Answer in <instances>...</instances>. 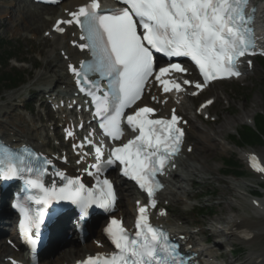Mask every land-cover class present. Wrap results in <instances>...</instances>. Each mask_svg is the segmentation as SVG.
I'll return each instance as SVG.
<instances>
[{"label": "snow or ice", "instance_id": "snow-or-ice-1", "mask_svg": "<svg viewBox=\"0 0 264 264\" xmlns=\"http://www.w3.org/2000/svg\"><path fill=\"white\" fill-rule=\"evenodd\" d=\"M118 2L123 6L102 10L99 0H90L78 10L69 12L70 19L57 21L55 31L62 34V25L73 24L81 30L80 40L85 43L73 44L81 51L86 50L91 59L81 61L79 67L70 63L68 70L79 91L91 97L93 116L103 135L113 141L121 140L124 135L121 125L125 122L138 134L126 143L111 147L107 157L104 145L95 141L94 131L81 143L73 144L74 150H80L77 163L90 154L83 151L85 146L94 152L95 162L85 169L95 180L91 187L81 178L66 176L56 169L50 158L27 149L17 152L0 144V179H21L32 193L13 206L23 216L20 230L33 252L38 241L33 238L32 230H39L44 222V209L50 203L69 202L82 216L87 215L93 205L105 211L112 210L116 193L113 184L102 176L117 163L122 166V175L135 181L147 193L150 206L155 208L154 196L162 187L157 176L164 174L166 165L183 144L182 121L175 109L170 118H154L156 110L149 106L136 107L127 115L126 110L143 98L150 81L158 84L164 93L183 91L181 83L171 77L188 71L175 62L157 67V53L170 60L187 57L194 62L202 82L182 81L183 85L197 90L192 95H197L210 81L239 77L238 64L242 58L256 54L252 27L255 9H248L251 0ZM247 64L251 67V60ZM152 99L155 101L156 97ZM73 135L72 131L67 132L68 137ZM64 160L67 163V158ZM253 167L264 172V167L256 163ZM48 176L58 177L61 183L57 184L53 178L46 185L45 177ZM29 201L40 206L35 215L28 208ZM148 207L137 202L134 233H130L120 220L112 219L105 231L116 251L89 256L81 264H192L185 259L180 245L163 228L150 222ZM10 264L17 262L11 260Z\"/></svg>", "mask_w": 264, "mask_h": 264}, {"label": "bare ground", "instance_id": "bare-ground-1", "mask_svg": "<svg viewBox=\"0 0 264 264\" xmlns=\"http://www.w3.org/2000/svg\"><path fill=\"white\" fill-rule=\"evenodd\" d=\"M15 4L16 12L9 11L7 8L9 5ZM24 1V0H21ZM20 0H4L2 7L5 9L2 11L3 15L5 16L8 12L11 14L9 21H4V27H11L13 26L17 30H21L25 33H35L38 32L40 28L47 27V22L45 21V14L48 13L53 15V17L58 18L64 15L66 10L72 12L78 7L85 4L88 0H66L60 6L55 8L51 7H42L39 5L27 4L21 5ZM260 6V15H259V23L262 34H264V0H256ZM2 0L0 1V4ZM6 5V6H5ZM54 19V20H55ZM53 20V21H54ZM69 32V33H68ZM66 35L64 36H52V48L49 50L48 54L45 57V74L44 72L40 73V77H43L42 83L45 86H48V90H51V87L55 85H62L64 86V90L61 93L64 94L65 97L68 96L73 90V85L71 83L70 78L66 72V65L68 64L65 62L60 56H57V51L60 53L61 51H65V55L69 57L70 63H77L79 60L83 58V55L77 53V51L72 47L69 46L70 41L77 40L76 36L72 37V31L69 29ZM51 71L53 75H46L48 72ZM45 77V78H44ZM70 95V94H69ZM191 102L192 100L186 98L182 105L178 108V110L182 109L185 113H190L191 110H187L185 107L187 105L190 106L191 109ZM174 106V103L170 100L166 106V111L169 113V109ZM9 112H5L8 114ZM19 124H8L7 121H0V135H5L4 132H8V136L5 137V140L9 144L13 143H24L27 142L28 144L36 147L37 149H42L40 145V140H43L39 133H36L34 129H30L28 126H24L27 122L23 118H19ZM193 119H191V122ZM248 122V121H246ZM196 132L194 133L195 136L198 138L196 145L193 146L194 151L201 152L202 158L199 157L197 154H193L192 160H182L178 163V167L182 169L181 174L173 173L171 175V180L167 181V189L165 193L162 195V201H168L169 199H177L176 194L179 192L181 195L185 197L192 198L194 195L190 194L186 191V188L183 185L188 184L191 182L192 177L196 174L204 175L206 172L210 171V167L208 166V158L210 157L209 151L211 149L220 148L222 152L231 151V147L224 142V137L228 133L229 125L225 124L224 129L221 131L220 134L209 135L203 129L204 127L199 124L192 123ZM217 136V137H216ZM188 141V137L186 142ZM199 143V144H198ZM188 146H192L190 143L187 144ZM195 153V152H194ZM187 154L185 153V156ZM252 154L250 152H242L240 154V158L247 160L250 158ZM190 157V155H188ZM188 159V157H186ZM198 165H196V164ZM179 184V185H178ZM234 187L231 188V194H233L238 202V206L232 205L230 206L231 212L237 214L235 218L232 219H225L221 218L220 221L226 224L225 232L230 234V239L234 243H239L242 245H247L250 249V253L239 263L235 261H231L230 264H264V197L261 198L260 202H250L246 198L249 197V194H254L252 190H247L249 187L247 184L243 183L241 185H233ZM124 191V189L122 190ZM126 191V190H125ZM247 191L248 193H245ZM127 196V194H121ZM180 199L178 200V202ZM118 209L120 210V216L123 215L128 219V217L134 216V205L131 207L129 205V199L126 198L125 203L120 207V200L118 204ZM250 210V213H247L246 210ZM243 212V213H242ZM158 222L165 224L167 228H171L172 231L179 237L181 241L186 242L187 244L190 242L191 238L193 237L192 233L184 228L180 224H174L166 217L158 218ZM213 229V228H212ZM72 230V229H71ZM216 230V228H214ZM71 231H69L70 233ZM94 238H100V231L96 229L94 231ZM72 235V239L77 237L74 233H70ZM4 240H0V263L4 261L5 258H20L21 254L12 250ZM72 242L53 259L45 260L41 264H67L68 262H73L75 260L83 258L85 254H91L96 252L95 247L90 242H84L81 245L77 243L76 246L71 245ZM59 246V245H58ZM252 246L257 247L255 250ZM194 251V250H193ZM204 258H212L213 251L211 249H207L204 253ZM203 258V259H204ZM202 264H215L209 260L204 261Z\"/></svg>", "mask_w": 264, "mask_h": 264}, {"label": "rangeland", "instance_id": "rangeland-1", "mask_svg": "<svg viewBox=\"0 0 264 264\" xmlns=\"http://www.w3.org/2000/svg\"><path fill=\"white\" fill-rule=\"evenodd\" d=\"M11 10L16 12V8L10 9V11ZM2 15L3 13L2 11H0V18L3 17ZM49 17L51 16H45V19H47L46 22L48 23L47 28H40L38 32H35L33 34L26 35L25 32L17 30L13 26L0 29V39L12 43V45H21L22 47L27 48L23 51V53L29 55L28 60H30L31 63H38L39 60L41 62V69L36 72L35 77L33 78L31 84L27 86V89H22L19 92L13 91L7 93L0 100V120L5 119L9 123H12L15 122L18 117H23L28 120L29 127L31 126V128L34 130H41L43 126L46 125V117L44 116V113L40 114L36 112L34 114V111L32 113L33 122L30 123V117L24 113V105L26 104L24 100L25 98H28L29 91L34 88H39L42 85L38 76L40 72H45L44 69L46 53H48L52 46L51 42L48 40H44L43 37V34L52 24V21L48 22ZM13 66H17L23 71H25L26 68H29L27 70L29 72L30 69H32L30 65H19L15 62H12V64H10V68ZM263 83L264 69L261 68L259 64H256L255 70L250 73L245 80L240 83L233 84L235 85V89L242 91L241 93L234 95L233 91H230L229 89L230 85L216 86L208 96L214 99L216 97L214 105L210 109V115L215 118L214 121H202L198 119L195 121V123H202V126L204 127L203 130L211 136L214 134H220L224 129V127L222 128V126H225V124L229 125V135L227 133L228 137H226V141H228L231 145L229 140V136L231 135L230 133L233 134L236 130H240L242 124L246 123V120H253L258 113L264 112ZM208 97H204L203 99ZM199 102L200 101L194 102L193 111ZM31 108L34 109V105H31ZM186 109H188V106L186 107ZM5 111H8L10 115L4 116ZM191 117L192 115L186 116L188 120ZM55 118L56 117L53 115L52 119ZM195 131V128L193 127V125L191 126L190 123L189 138L194 145L197 143L196 136L194 135ZM49 137L50 134H48L46 129V133L44 134L43 139L47 141L50 139ZM53 145H55V143H53ZM231 149L232 150L228 152H222L220 148L211 149L209 151L211 155L210 157H207L208 166L211 168L210 171L206 172L204 175L196 174L192 181L193 186L192 184L188 183L185 187L189 193H192L194 195H201L206 191L211 193L209 196H206L205 200H203V203L209 205L210 208L213 209V216H196L197 210L192 211L194 208V202H189L186 199H182L183 201L180 202V205L178 206H175L177 204L176 202H163L164 205L170 203V208H172V211L170 210L169 219L174 223H180L184 227V229L190 231L194 235L192 239L195 241L199 242L205 240L207 237L216 232L218 228L224 224H217L218 221L221 220V218L232 219L237 216L236 213L231 212L230 210V206H238V202L235 196L231 194V188L234 187L233 185L238 186L245 183L255 190H257L259 186H261V179L259 177L252 176L247 171L245 163L240 158V154L244 151L255 152L261 157L264 162V147L238 150L231 145ZM196 154L202 158L201 152L197 153V151H195L194 155ZM230 157L238 161V164L246 173V176L243 179L235 180L234 177H225L224 174H222V171L224 169L222 161L223 159H228ZM236 170V167H232V171ZM262 187H264V185ZM248 190H250V188ZM245 193H247V191H245ZM178 196L181 197V194H179ZM134 199L135 197L132 198L131 201H133ZM247 199L250 200V198ZM246 211L247 213H250L249 209ZM214 228H216V230H214ZM210 240L212 241L211 238ZM262 245H264V242ZM239 246L240 249H243V251H239ZM230 247L231 243H227L225 247L219 249H216V247L212 246V248H214L215 256L220 254L221 252H224L225 255H222L219 259H215L213 257L211 261L218 264H230L231 261L235 259V262L239 263L245 259L248 253H250V249L247 247V245L233 244L231 247L232 250L238 251V253L236 255L226 254V250L230 249ZM252 248H254L255 250L257 247L252 246Z\"/></svg>", "mask_w": 264, "mask_h": 264}, {"label": "trees", "instance_id": "trees-1", "mask_svg": "<svg viewBox=\"0 0 264 264\" xmlns=\"http://www.w3.org/2000/svg\"><path fill=\"white\" fill-rule=\"evenodd\" d=\"M3 44V43H2ZM1 45V41H0ZM22 81L21 75L13 74V75H1L0 76V91L1 85L8 86L11 88H17ZM257 127L259 130V134L255 133L254 131H249V133H245L241 136L243 143L248 144H255V143H262V136L264 137V119L262 116L257 118Z\"/></svg>", "mask_w": 264, "mask_h": 264}]
</instances>
